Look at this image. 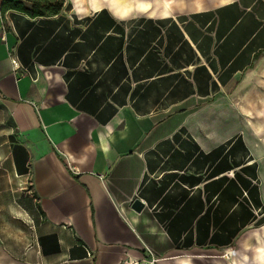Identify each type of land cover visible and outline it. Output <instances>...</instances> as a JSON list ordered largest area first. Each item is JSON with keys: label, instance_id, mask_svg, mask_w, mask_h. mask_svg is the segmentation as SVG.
Returning a JSON list of instances; mask_svg holds the SVG:
<instances>
[{"label": "crops", "instance_id": "crops-1", "mask_svg": "<svg viewBox=\"0 0 264 264\" xmlns=\"http://www.w3.org/2000/svg\"><path fill=\"white\" fill-rule=\"evenodd\" d=\"M105 1L3 13L0 264H258L264 0Z\"/></svg>", "mask_w": 264, "mask_h": 264}, {"label": "rangeland", "instance_id": "rangeland-1", "mask_svg": "<svg viewBox=\"0 0 264 264\" xmlns=\"http://www.w3.org/2000/svg\"><path fill=\"white\" fill-rule=\"evenodd\" d=\"M150 1L151 0H118L117 2L118 3L121 2L126 8L130 9L131 11H134V10H139V9L150 8ZM105 3H106V5H108L109 1L106 0ZM141 3H143V5L147 4V6L143 7V5H141ZM63 6H64V2H63ZM106 8L111 9V8H109V5ZM262 113H264V111L261 113L253 114V121L255 122V123L253 122L254 125H243V127L238 129L239 134L237 135V136H244L243 132L247 129L249 131L250 138L252 140H254V143H255L254 147L257 151H258V149L264 150V146L262 145V144H264V133L257 135L253 129L255 126H259L261 124H264V115H261ZM243 118H245V116H243ZM251 121L252 120L250 118V122ZM205 132H207V131L205 130ZM210 132L211 131H209L208 134H210ZM253 165H255V172L257 173V175H259V170H261V167H264V159L262 160V158H261L259 160V162L256 161V162H254ZM235 174L237 176H239L240 174L242 175V173H240L239 170H236ZM263 175H264V168H263ZM259 181L260 180H258L257 183H259ZM17 198H18L17 202L19 203V205L21 204V200H24V204L22 205L23 206L22 208H21V206H18L17 204H15V206H14L15 216L21 217L23 215V217H25L28 220L34 219L35 209L33 206H30V205H29V207H26L27 202H26L25 197L21 191L17 195ZM30 198H32V197H30ZM256 239L258 240V249H259V257H260L262 254H264V227H262L260 229V231L256 234ZM228 252L231 253V251H228ZM228 252L225 250H220V252H216V254H210L209 252H203L202 254H200V256H198L199 259H201L199 261V264H217L219 261L230 260L226 256V254Z\"/></svg>", "mask_w": 264, "mask_h": 264}, {"label": "trees", "instance_id": "trees-1", "mask_svg": "<svg viewBox=\"0 0 264 264\" xmlns=\"http://www.w3.org/2000/svg\"><path fill=\"white\" fill-rule=\"evenodd\" d=\"M63 8V0H2L1 11L9 10L22 12L30 16L54 14Z\"/></svg>", "mask_w": 264, "mask_h": 264}, {"label": "built area", "instance_id": "built-area-1", "mask_svg": "<svg viewBox=\"0 0 264 264\" xmlns=\"http://www.w3.org/2000/svg\"><path fill=\"white\" fill-rule=\"evenodd\" d=\"M1 2L2 0H0V36L3 40L6 39V29H5V24H4V20H3V13L1 11ZM12 63H13V67L14 69H19V68H24L20 62L19 57H15L14 59H12ZM27 71V68H24ZM123 264H139L138 261H133V260H127L124 261Z\"/></svg>", "mask_w": 264, "mask_h": 264}, {"label": "clouds", "instance_id": "clouds-1", "mask_svg": "<svg viewBox=\"0 0 264 264\" xmlns=\"http://www.w3.org/2000/svg\"><path fill=\"white\" fill-rule=\"evenodd\" d=\"M73 4L75 5V0H73ZM96 11H99V7H97L95 9ZM74 11H75V8H74ZM111 11V9H110ZM113 15L115 18H117L118 20H123V19H127L126 17H123V16H116V13L113 12ZM261 115H264V113H262ZM254 132L259 135L261 133H264V124H261L259 126H255L254 127ZM105 151H107V148H105ZM258 259V264H264V254H262L260 257L257 258Z\"/></svg>", "mask_w": 264, "mask_h": 264}, {"label": "water", "instance_id": "water-1", "mask_svg": "<svg viewBox=\"0 0 264 264\" xmlns=\"http://www.w3.org/2000/svg\"><path fill=\"white\" fill-rule=\"evenodd\" d=\"M132 207L140 212L145 207V204L140 198H136L132 203Z\"/></svg>", "mask_w": 264, "mask_h": 264}, {"label": "bare ground", "instance_id": "bare-ground-1", "mask_svg": "<svg viewBox=\"0 0 264 264\" xmlns=\"http://www.w3.org/2000/svg\"><path fill=\"white\" fill-rule=\"evenodd\" d=\"M97 5H98V3H97ZM97 7V6H96ZM233 254V253H232ZM234 260H236L235 258H234Z\"/></svg>", "mask_w": 264, "mask_h": 264}]
</instances>
